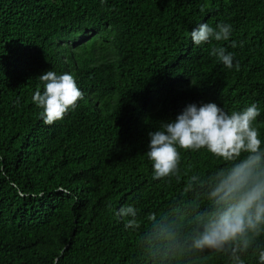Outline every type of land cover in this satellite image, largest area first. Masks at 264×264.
Masks as SVG:
<instances>
[{
    "label": "trees",
    "instance_id": "trees-1",
    "mask_svg": "<svg viewBox=\"0 0 264 264\" xmlns=\"http://www.w3.org/2000/svg\"><path fill=\"white\" fill-rule=\"evenodd\" d=\"M201 23L230 24V39L195 45ZM48 70L83 92L51 125L32 100ZM208 102L229 114L255 103L264 148V0H0V264H151L143 224L117 213L165 212L191 198L188 175L226 166L206 148L178 149L181 179H154L146 155L151 131ZM173 264L230 260L205 250Z\"/></svg>",
    "mask_w": 264,
    "mask_h": 264
},
{
    "label": "clouds",
    "instance_id": "clouds-1",
    "mask_svg": "<svg viewBox=\"0 0 264 264\" xmlns=\"http://www.w3.org/2000/svg\"><path fill=\"white\" fill-rule=\"evenodd\" d=\"M230 24L216 27L201 23L191 30L195 45L228 41ZM235 47L236 43L233 42ZM211 55L233 68L234 54L225 47H215ZM235 67L239 70V62ZM44 82L32 96L43 109L41 117L51 125L77 107L83 92L72 74L57 75L48 70L40 75ZM260 115L255 103L243 111L227 113L215 102L188 105L174 121L162 122L149 133L147 157L153 161L154 179H181V153L178 149L206 148L213 156L226 162L208 176L188 175L183 188L190 199H178L160 214L151 213L144 220L133 205L119 209L127 218L125 226L141 229L140 244L151 264H173L192 252L212 250L225 255L230 264H245L242 258L251 252L264 264V148L253 122Z\"/></svg>",
    "mask_w": 264,
    "mask_h": 264
}]
</instances>
